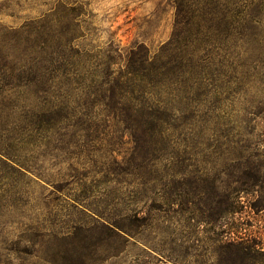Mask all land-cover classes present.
Listing matches in <instances>:
<instances>
[{"label": "rangeland", "instance_id": "374dc122", "mask_svg": "<svg viewBox=\"0 0 264 264\" xmlns=\"http://www.w3.org/2000/svg\"><path fill=\"white\" fill-rule=\"evenodd\" d=\"M64 4L82 12V45L105 47L113 38L125 50L143 43L155 52L175 29L173 0H0V122L10 108L40 104L27 85L26 30L32 21ZM207 47L204 72L213 83L208 89L218 90L209 94L210 103L203 108L212 116L238 123L247 117L244 109L256 73L252 62L259 50L239 38ZM230 93L235 95L232 101H228ZM216 107L221 113L214 114ZM214 121L191 140L194 151L165 156L155 172L135 167L133 173L127 171L121 162L131 146L127 134L119 132L117 124L100 122L92 124L91 130L110 131L116 151L111 157H94L86 169L69 171L67 163L59 161L62 155L61 159H34L25 174L0 170V264H224L221 239L254 236L264 246L263 210L244 193L238 211L227 218L239 231L219 233L221 192L228 185L236 186L231 185L230 164L240 132L245 130L249 140V126L243 123L244 127L225 136L226 121ZM213 129L219 132L214 134ZM93 138L74 136L67 142L101 145ZM167 167L171 173H188L182 183L155 186L153 178L164 175ZM135 192L138 202L133 200ZM158 194L174 201L165 202ZM135 207L133 218L123 219ZM111 218L124 223L126 232L121 236L106 227L104 221Z\"/></svg>", "mask_w": 264, "mask_h": 264}, {"label": "trees", "instance_id": "16d2710c", "mask_svg": "<svg viewBox=\"0 0 264 264\" xmlns=\"http://www.w3.org/2000/svg\"><path fill=\"white\" fill-rule=\"evenodd\" d=\"M173 2V35L155 52L143 43L125 50L113 38L105 47L80 44L85 37L82 12L69 4L32 21L25 36L30 61L27 85L30 96L40 104L15 106L5 112L6 119L0 122V170L25 174L36 163L34 159H61L64 155L60 163H67L69 171H77L88 168L94 157H111L116 149L108 137L110 131L91 130L92 124L100 122L117 124L121 126L119 132L127 134L129 157L123 156L121 161L127 171L133 173L135 167L155 172L165 156L194 151L190 142L209 129L208 122L226 121L229 128L223 131L225 136L246 123L249 140L245 130L240 132L234 163L230 164L231 185L236 186L228 185L221 192L219 233L227 236L239 231V226L227 218L238 211L241 193L249 195L264 213V0ZM210 30L216 33L209 34ZM235 38L259 50L252 62L256 68L251 78L253 93L244 109L248 119L241 118L238 123L237 119L231 122L212 116L203 108L209 94L218 90L208 89L213 83L204 72L207 46ZM233 97L230 93L228 101ZM212 111L221 113L217 107ZM216 131L212 130L216 134L219 129ZM74 136L98 138L101 145L80 140L68 143L67 139ZM105 140L108 144H102ZM187 173H171L167 167L164 175L153 178V183H182ZM135 194L133 200L138 202ZM160 195L158 198L165 202L174 201ZM136 212L135 207L124 213L123 219L131 220ZM104 222L115 236L126 232L121 220ZM218 242L224 264H264V246L254 236Z\"/></svg>", "mask_w": 264, "mask_h": 264}]
</instances>
